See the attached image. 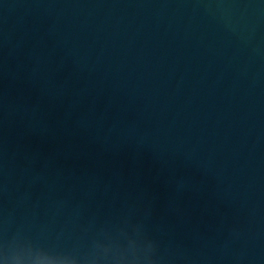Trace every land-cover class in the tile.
Returning a JSON list of instances; mask_svg holds the SVG:
<instances>
[{"label": "water", "instance_id": "water-1", "mask_svg": "<svg viewBox=\"0 0 264 264\" xmlns=\"http://www.w3.org/2000/svg\"><path fill=\"white\" fill-rule=\"evenodd\" d=\"M0 264H264V0H0Z\"/></svg>", "mask_w": 264, "mask_h": 264}]
</instances>
